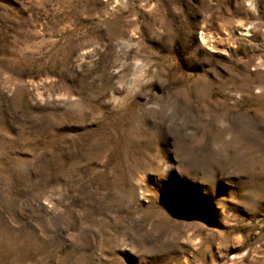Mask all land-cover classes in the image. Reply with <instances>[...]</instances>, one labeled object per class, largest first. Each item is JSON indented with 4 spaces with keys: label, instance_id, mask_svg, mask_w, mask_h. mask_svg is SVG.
<instances>
[{
    "label": "rangeland",
    "instance_id": "obj_1",
    "mask_svg": "<svg viewBox=\"0 0 264 264\" xmlns=\"http://www.w3.org/2000/svg\"><path fill=\"white\" fill-rule=\"evenodd\" d=\"M0 264H264V0H0Z\"/></svg>",
    "mask_w": 264,
    "mask_h": 264
}]
</instances>
